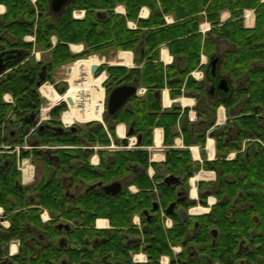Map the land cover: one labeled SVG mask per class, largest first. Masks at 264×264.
Segmentation results:
<instances>
[{
	"label": "trees",
	"instance_id": "obj_1",
	"mask_svg": "<svg viewBox=\"0 0 264 264\" xmlns=\"http://www.w3.org/2000/svg\"><path fill=\"white\" fill-rule=\"evenodd\" d=\"M50 0H0L6 5V12L0 15V51L9 48L21 50L20 60L10 65L8 72L0 76V145L22 144L27 119L38 113L42 98L37 81L41 74L46 80L55 81L57 69L65 63L88 58L94 54L103 55L109 50H132L146 62L141 67L127 68L101 64L96 75L106 71V96L113 87L131 83L148 87L144 96H133L128 105L116 114L107 111L104 122L89 121L84 126L63 132L47 129L36 133L39 145H73L57 148V161L44 164V174L31 186H20L21 172L17 168L16 153L11 148L0 147V205L10 225L0 223V245L12 239H20L23 253L16 255L22 264H58L64 256L70 261L81 258L77 249H62L56 243L61 234L60 217L77 226L71 230V238L83 243L88 233L95 234L97 218H107L111 232L108 250L124 252V234L137 235L133 228V216L141 217L144 231L142 241L130 249L143 251L151 264H158L161 255H169L171 264H242L239 254L242 240L250 244L249 257L255 264H264V1L262 0H72L61 14L50 11ZM123 3L126 14L116 13L114 8ZM142 6H148L151 14L147 19L138 18ZM75 9L85 10L81 19L73 17ZM229 10L228 21H219L220 12ZM244 9H254L256 20L253 28L244 27ZM173 14L177 21L165 25L164 15ZM204 16L212 22V28L204 36L198 32ZM129 20L137 22V28H129ZM33 36L34 40H26ZM53 36L57 41L53 42ZM225 41L229 48L224 52L223 71L234 84L242 81L233 96L225 101L233 106L242 100V106L227 124L214 128L210 134L216 139V158L207 160L203 151V162L192 159L189 149L167 151L162 164H154L156 172L148 175L149 153L145 149H131L114 152L110 158H102L94 167L89 158L96 143L109 144L108 131L114 134V126L124 122L133 124L134 135L141 136V145L152 144V129L155 125L165 130L164 142L172 144L173 128L180 115V108L173 106L162 109L160 97L156 95L165 83L172 89V95L179 94L185 77L200 62L202 52L211 55L217 52L218 43ZM69 43H83L84 49L73 54ZM166 43L175 56H183V68L175 77L176 66L164 67L159 61V46ZM35 51L49 52L50 58L37 60ZM217 56V55H214ZM43 66L46 69L43 71ZM65 87V86H64ZM185 91H197L201 83L191 75L185 82ZM180 89V88H179ZM62 92V91H59ZM10 93L14 103H7L4 95ZM224 102L219 100L216 104ZM62 103L52 109L54 117L66 109ZM107 109V101H106ZM184 115V114H183ZM212 118V117H211ZM62 127L60 120L50 123ZM214 125L210 119L207 128ZM190 130L198 135L202 146L206 141L205 127L189 124ZM186 128H184L185 130ZM119 141V140H117ZM245 146L243 151H240ZM33 149L34 157L40 155ZM32 150L20 151V156H29ZM236 151L233 159L226 156ZM55 166L56 173H51ZM66 167L75 172V180L84 183L115 180L124 182V189L117 195H109L103 189H87L67 201L64 187L59 182L57 170ZM201 168L214 170L216 180L198 182L199 201L207 206V191L216 197L210 210L199 215H190L188 209L197 205L195 199L178 200L179 188L189 190V178ZM168 175L181 178V183L166 181ZM134 184L138 191L132 192L128 185ZM181 184V185H180ZM159 206L154 208V201ZM173 204L172 209L169 206ZM42 208H47L53 218L43 222ZM173 219V226L165 229L161 222V210ZM149 212L147 220L144 212ZM44 232L49 244L32 254L33 248L27 238L33 233L29 228ZM113 235H116L115 237ZM182 244L183 250L174 254L171 245ZM1 253V252H0ZM35 257L30 260L29 256ZM260 256V257H259ZM262 256V258H261ZM129 261L131 256H129ZM131 264H133L131 262Z\"/></svg>",
	"mask_w": 264,
	"mask_h": 264
},
{
	"label": "crops",
	"instance_id": "obj_2",
	"mask_svg": "<svg viewBox=\"0 0 264 264\" xmlns=\"http://www.w3.org/2000/svg\"><path fill=\"white\" fill-rule=\"evenodd\" d=\"M36 1L37 0H32L33 3H35ZM6 9L7 8H6L5 4H0V15H3L6 12ZM79 11H82V12H79ZM114 11L116 13L125 15L126 14V6L123 3L118 4L114 8ZM150 14H151V9L148 6H142L139 13H138V18L147 19V18H149ZM84 16H85V10H83V9H75L73 11V17L74 18L81 19ZM230 16H231V13L229 10H227V9L222 10L220 12L219 21L221 23L226 22L229 20ZM164 20H165V25L173 24L177 21L175 16L171 13L165 14ZM127 24H128L129 28H133V29L137 28V22L136 21L129 20L127 22ZM201 26H204V27L207 26L210 28L206 32H202ZM211 28H212V22L209 21L204 16V18L199 23V29H198V32H200L202 34V40H204V36L207 34V32H209L211 30ZM52 38H53V42L55 43L57 41V38L55 36H53ZM25 39L26 40H34V37L33 36H26ZM73 45H78V46H74L72 48ZM69 47H70V51L73 54H78L84 49V44L83 43H69ZM229 47L230 46L227 42L220 41L218 43L217 52H214L211 55H208V54L202 52L200 55V62L198 64V66L185 77L183 84L181 85V87H179L180 89L178 88V90L180 92L179 94L173 96L171 93L172 92L171 87L169 85H167L166 83L160 89L157 90L156 95L160 97L161 108L163 110L164 109H170L173 106H177L180 108V115L177 119L176 125L173 128L175 135L173 137L172 144H170V145L165 144V142H164V139H165L164 128L162 126L155 125L152 129V144L151 145H141V143H140L141 138H142L141 136L134 135V133L131 135L128 134L129 128L130 127L133 128V124L131 126H128L124 122H118L115 124L114 134H111L109 131L107 132L108 137L110 139V143L112 141H114L115 143H118V144H121V143L126 144L129 140H133V141H136L135 142L136 147L132 148V149H145V150H147L149 153V166H148L147 172H148V175L150 177H153L155 172H156L154 164L164 163L166 160L167 151L170 148H173V149H189L191 152L192 159L195 161H198L200 163L203 162V151L205 152L207 160H212V159L216 158V154H217L216 139L210 134V132L216 127L224 126L225 124H227L228 120L231 121L232 118L235 116V114L238 112V110L241 108L242 100H240L239 102H237L233 106H228L225 101H228L233 96V94L237 91L238 87H240L243 84V82L240 81L237 84H234L233 81L231 80V78L229 77L230 83L232 84V88H233L232 92H228V93L224 92L225 94H222V95H215V94L212 95V94L207 92L208 80L206 78V70H207V67L209 64V57L213 56V55H218L219 57H221L222 58V65H223V59H224L223 55H224V52ZM9 49H15V48H9ZM4 50H8V49H4ZM35 53H38L37 54L38 58L36 57L37 60H40L41 58L42 59L50 58L49 52L35 51ZM121 54H128L129 60L124 58ZM158 54H159V61L163 64L164 67L174 64L176 66V72L181 71V69L183 68V66H184L183 56H180V57L175 56L170 51V48L166 43H162L159 46ZM94 55H98L99 57L105 58L104 63H106L107 65H110V66H124L127 68H136V67H141L146 62V60L143 59V57L141 55H135L134 51H132V50H115V49H113V50H109V51L105 52L103 55H101V54H94ZM108 56H110V57H108ZM68 64H70V63L62 64L59 68L64 69V67H65V69H66V65H68ZM58 69H57V71H58ZM9 70L10 69H8V71ZM198 71H200L201 74H203L202 77H198L196 75V72H198ZM221 71L225 75H227V73H225L223 71L222 66H221ZM106 74H107V72H106ZM189 75H191V77L195 81L200 82L202 88H200L197 91H189V92L185 91L184 86H185V82L187 80V77ZM107 76H108V74H107ZM227 76H229V75H227ZM175 77H179V72L175 75ZM54 82H56V81H54ZM137 86L139 87V89L143 88V87L146 88V91L144 93H142V94L140 93V95H137V96H144L148 90V87L142 86V85H140V86L137 85ZM63 89H64V87L58 88V90L62 91V92H63ZM225 96H227V97H225ZM219 100H223L224 102H221L220 104L215 106V104ZM129 102H130V100H129ZM128 103L124 107H126L128 105ZM124 107H122V108H124ZM50 113H51V116H53L52 111ZM221 113H223V118H221ZM191 114H193V115L195 114V116H196V120L193 122H191L189 120V115H191ZM211 117L214 118V125L206 129L208 121L210 119H212ZM53 118L54 119L49 121V123H52L55 120H60V119H58V118H60V116L59 117L53 116ZM189 124H197L198 126H202L199 129L198 133H202L204 131L203 127H205V129H206V131H205L206 141H205L203 146L200 143H198V141H197L198 135H197V133H194L190 130ZM102 125L107 129V125L105 122H104V124L102 123ZM33 126H34V124L30 126L29 131L31 130V128ZM120 126H123V128H124L123 135L119 134V127ZM184 128H186V129L184 130ZM63 131H65V128H63V125H62V127H59V132H63ZM157 131H159L161 133L160 145H157V143H156L155 135H156ZM26 134L27 133H25V135ZM138 137H140V139H138ZM117 140H119V141H117ZM210 140L213 144V146H212L213 151L211 150V148L209 149V151L206 149V145L209 144ZM31 142H32V144H35V145L38 144V141L36 140V135L32 136ZM109 144L103 145V144L96 143L92 146L82 145L81 147H88V148L94 150L92 155L89 158V162L94 167H98L100 165L102 158L108 159L111 157V155L114 152L121 151V150L109 151V150H104V149H100V148H98V149L94 148V146H106ZM19 145L21 146V144L12 145V144L4 143V142L0 145V147H2V148H8V149L11 148L12 149V150L7 151V152L16 153V155H17L16 156L17 157L16 158L17 168H18V162L20 161L21 158H25V157L29 158V156H25V157L20 156V151L22 149L17 148V146H19ZM56 146H62V148L75 147L73 145H56ZM56 149H52L51 151L55 152ZM242 149L244 150L245 146ZM242 149L240 151H243ZM41 150H49V149H41ZM125 150H131V149H125ZM232 153L234 154V156H233V158H234L237 152L233 151V152H230L229 154H232ZM227 156H226V159H228ZM233 158H231V159H233ZM231 159H228V160H231ZM203 171H207L208 173H211V176L209 178H196V175L199 174L200 172H203ZM36 174H37V168H36ZM173 177H175V176H173ZM177 178L180 179L179 182L181 183V178L180 177H177ZM215 180H216V172L214 170H207V169L201 168L194 176L189 178V181H188L189 185H190L189 190H185L182 188V186H180V188H179L180 194L183 193L182 196L186 199H198V196H199L198 182H200V181L211 182V181H215ZM115 181L122 182L121 180H115ZM35 183H36V181H35ZM35 183H32V185ZM21 186H31V184L30 185H23L22 180H21ZM193 187H196V193H195V189ZM128 189L132 192L138 191L137 186L134 184L128 185ZM193 196H195V197H193ZM207 196H208L207 197V204L209 206L208 207H204L202 205L196 206L195 208H197V207L205 208V210L201 209V212H195L196 214L199 215L200 213L203 214V213L208 212L210 210L211 205L216 202L217 199L215 196L212 195L210 190L207 191ZM211 199H213V202H211ZM154 202H157V207H158L159 201L155 200ZM153 207H154V204H153ZM0 208H3V207L0 205ZM189 214L191 215L194 213L190 210ZM99 219H103L107 222L106 224H104L105 225L104 227H107V228L110 227V223H109V220L107 218H97L96 221ZM132 220H133V224H134V220H136V221L139 220L141 222V217H140V215L136 214L133 216ZM96 221H95V223H96ZM133 226H135V225H133ZM165 229H169V228H165ZM12 245H16V249H15V251H16L18 249L19 243H18V241L14 240V239L12 240L10 247H9V250L11 251V253L13 252ZM173 252H174V254L178 253L176 250H173Z\"/></svg>",
	"mask_w": 264,
	"mask_h": 264
},
{
	"label": "flooded vegetation",
	"instance_id": "obj_3",
	"mask_svg": "<svg viewBox=\"0 0 264 264\" xmlns=\"http://www.w3.org/2000/svg\"><path fill=\"white\" fill-rule=\"evenodd\" d=\"M218 62H219L218 67L216 68L214 73L212 71V67H207L208 70H206V78L208 80L207 92L210 94H212V88L213 87L215 88L217 86L218 81L222 77H226L230 82L229 76L225 75L221 71V66H222V58L221 57H219ZM230 85L232 86L231 83H230ZM63 87L64 86H62V88ZM214 94L215 95H222L225 93L222 90L215 89ZM225 97H227V96H225ZM32 114H33V116H30V118H28V119L30 121H32V120L35 121V123H32V122L27 120V122L30 124V126L37 123L38 113L34 112ZM47 124H48L47 125L48 127H46V128L42 127L43 124L39 125L38 129H34L32 134L36 135V133H39V132L42 133L43 131H45L47 129L52 130V128H54L51 126V124L49 122ZM68 129H71V128H68ZM68 129H65V131ZM38 151H39L40 155H38L37 157H43L44 161L48 160V161L53 162V163H55L57 161L56 152L51 151V150H41V149H39ZM33 157H34V155H33V150H32L29 154V158H30V161L34 164ZM53 166L54 167H51L50 171H51V173H54V172L56 173L54 168H55V166H58V165H53ZM71 169L72 168H66V167L59 168V170H57V175H56L59 182L62 184V186L65 189L64 193L67 197L68 203H69V201L73 202L76 199L77 195L83 193L87 189H90V188H92V189H103V186L108 184V183H102V181H95V182L90 183V184L84 183L83 181H76L75 180V178H76L75 172ZM121 184H122L121 191H123L124 182H121ZM20 185H21V183H20ZM195 189H196V187H195ZM182 195H183V193L180 194V190H179L178 200H185L186 199ZM70 204L71 203H69V207H71ZM197 208H199V207H197ZM197 208H194L193 212H198L196 210ZM45 209L48 211L49 215L51 216L49 219V220H51L53 218L51 212L47 208H45ZM42 210H43V208H42ZM41 212L39 214L40 218H41ZM147 212H148V210H147ZM3 214H4L3 220L8 221L6 219V214L4 212V209H3ZM148 215H149V212H148ZM145 217H146V215H145ZM59 219H60L59 224H60V226L61 225L62 226L59 227V224L57 226V227H59L61 234L56 238V243L62 249H67V250L77 249V250H79L80 254H81V258L77 261H70V259L66 255L60 260V262L58 264H131V262L133 264H151L147 254H146V256H147L146 262L136 263L135 261H133V255L135 253H138L139 251L133 252L132 249H130V247L135 245L137 242L139 243L140 240L142 241V238H140L139 236H135V235H131V234H124V238H125L124 243L126 244L127 249H125L124 252H117V251H115L117 246H115L113 250H108L106 248L107 245L112 243V241H110V238H112L111 237L112 234H111V232L107 231V229H109L110 227L109 228H107V227L100 228L97 231H95L96 232L95 234L88 233L86 236L83 237V243H81L78 241V239H72L70 237L71 236L70 235L71 230L73 229V227L77 226V224L73 223L72 221H70V223H67L69 220H67L66 218H63V217H60ZM99 221H100V223H99ZM97 222H98V225H104L107 223L103 219H99ZM0 223H1V221H0ZM66 224H69L70 227H65L64 225H66ZM2 225L5 226L4 224H2ZM9 225H10V223H9ZM141 225H142L141 230H139L135 226H133V228L135 230L141 231V233L144 234V231H145L144 226L142 223H141ZM5 227H8V226H5ZM94 228L97 229L95 226H94ZM29 230L33 233L32 236L27 238L28 245H30L33 248L32 254L35 252L37 253L40 248L45 247L46 245L49 244V242H50L49 238L44 232H42L41 230H38L36 228H32V227H30ZM113 236L115 237L116 235H113ZM12 240H10L8 243L0 245V252H1L0 253V264H22L23 263V260L21 263V258H19V260L16 259V257H17L16 255H18V254L20 255L21 253H23V250L21 249V241H20V239H14V240L18 241L19 246H18V249L15 251L16 245H12L13 252L11 253V251L9 250V247H10ZM181 247L178 250V253L183 250L182 244H181ZM239 248H240L239 254L243 255V258L241 260L242 264H255L254 261L251 260L249 257L250 253L252 252V249L250 248V244L247 241L242 240L241 243L239 244ZM129 256H131L132 261H129ZM34 257H35L34 255H30L29 259L32 260ZM261 258H262V256H261ZM169 264H171V262ZM208 264H220V263H218L216 261L211 262L208 260Z\"/></svg>",
	"mask_w": 264,
	"mask_h": 264
},
{
	"label": "built area",
	"instance_id": "obj_4",
	"mask_svg": "<svg viewBox=\"0 0 264 264\" xmlns=\"http://www.w3.org/2000/svg\"><path fill=\"white\" fill-rule=\"evenodd\" d=\"M264 1V0H262ZM79 12H82V11H79ZM243 23H244V26L246 28H252L255 26V20H256V15H255V10L254 9H244V12H243ZM210 27H204V26H201V31L202 32H206L207 30H209ZM38 53H35L36 57L38 58L37 56ZM80 60V59H79ZM77 61V60H76ZM103 62H101V64H103ZM70 67V66H69ZM68 67V69H69ZM67 73H68V70H67ZM102 73H106V71H102L101 73L99 74H94L95 76H100ZM196 75L198 77H202L203 74H201L200 71L196 72ZM108 76L106 74V78L103 82V88H104V97L102 100H100L101 102V106H102V117L103 119L102 120H90V121H98V122H101L104 124V114L106 112V101H107V96H105L106 94V87H105V81L107 80ZM66 81V80H65ZM68 81V80H67ZM69 83V82H68ZM56 85H57V82H52L50 80H44L40 83V85L38 86V92H39V95L40 97L42 98V103L40 105V108L38 110V116H37V123L34 124V126L31 128V130L29 131V133H27L25 136H24V142L21 144V146H17V148H21V149H24V150H32L34 148H39V149H49V150H52V149H56V148H60L62 146H56V145H39V144H32L31 142V138L33 136V130L34 129H38V126L41 125V124H44V123H47L51 120H53V116H51V111L54 107L62 104V103H65L66 104V109L62 110L60 112V121L62 122V125H63V128L65 129H68V128H71L72 126L75 125L76 122H72V123H66L64 122V120L62 119V116H63V113L69 109V106L71 104L68 103L67 99H63L61 98V96H59V98L55 99L53 98L51 95L56 93V94H60L59 91L57 90L56 88ZM70 86V84H69ZM65 90H63V94H60V95H64V93L68 90V88H65ZM67 89V90H66ZM146 91V88L143 87V88H140L139 89V92L142 94ZM4 100L7 102V103H11L13 104L14 103V99L12 97V95L10 93H6L4 95ZM74 102V101H73ZM189 120L191 122L195 121L196 120V116L195 114H191L189 115ZM89 122V121H87ZM86 123V122H85ZM136 141H133V140H129L126 144H118V143H115L114 141H112L109 145H106V146H94L95 149H104V150H109V151H112V150H125V149H132V148H135V143ZM64 147V146H63ZM206 149L209 151L210 149V146L209 144L206 145ZM243 150V149H242ZM234 154H229L227 156L228 159H231L233 158ZM18 169L20 170L21 172V180H22V184L23 185H30L32 183L35 182L36 180V167L35 165L30 161V159L28 157H25V158H21L20 161L18 162ZM203 172H207V171H203ZM194 210V208H193ZM195 213V212H193ZM3 209L0 208V221L2 224H4L5 226H9V222L8 221H5L3 220ZM41 218L43 221H47L50 219V216H49V213L46 209H43L42 212H41ZM161 218H162V225L164 228H171L173 226V220L172 218L163 210H161ZM98 221V220H97ZM96 221V227L98 228H103L105 225H98V222ZM134 225L135 227H137L139 230L142 229V225H141V222L139 220H134ZM173 250H176L178 252V250L180 249V247H172ZM133 261H135L136 263H141V262H146L147 261V256L146 254H144L142 251L138 252V253H135L133 255ZM170 263V257L168 255H161L160 259H159V264H169Z\"/></svg>",
	"mask_w": 264,
	"mask_h": 264
},
{
	"label": "bare ground",
	"instance_id": "obj_5",
	"mask_svg": "<svg viewBox=\"0 0 264 264\" xmlns=\"http://www.w3.org/2000/svg\"><path fill=\"white\" fill-rule=\"evenodd\" d=\"M74 46L78 45H73L72 48ZM121 55L127 60H129L128 54ZM103 61H105V58L102 57L101 59V57L94 55L89 57L88 59L86 58L77 60L76 62L70 65L68 69V82L70 84L68 90L64 93V95L56 93L51 95L55 99L59 98V96H61V98L63 99L71 97L74 101V104L70 105L69 109L63 113L62 119L64 120V122H87L90 120L103 119L102 106L100 100H102L104 97V88L102 84L106 78V73H102L100 76H95L91 72V66L93 64H99ZM221 118H223V113H221ZM123 133L124 128L123 126H120L119 134L123 135ZM155 137L157 145H160L161 133L157 131ZM209 145L212 150L213 144L211 140L209 141ZM210 176L211 173L200 172L196 175V178H209ZM193 188L195 189V187ZM212 201L213 199H211V202ZM199 208L196 209L198 212H201V209L205 210V208L203 207Z\"/></svg>",
	"mask_w": 264,
	"mask_h": 264
},
{
	"label": "water",
	"instance_id": "obj_6",
	"mask_svg": "<svg viewBox=\"0 0 264 264\" xmlns=\"http://www.w3.org/2000/svg\"><path fill=\"white\" fill-rule=\"evenodd\" d=\"M72 0H50L49 2V7H50V11L54 12L55 14H61L65 7L71 2ZM22 56V52L21 50L18 49H8V50H2L0 51V76H2L3 74H5L8 71V68L10 65H14L16 64L20 58ZM219 61V57L218 56H210L209 57V64L208 67H212V71L213 73L215 72L216 68L218 67V62ZM101 63L99 64H93L91 66V72L92 74H96L99 67H100ZM46 69L45 66H43V71ZM208 70V69H207ZM46 79L45 75L41 74L39 76V79L37 81V86L40 85V83L42 81H44ZM215 89L218 90H222L225 93L228 92H232V86L230 85L229 80L226 77H222L219 81L217 86L214 88H212V94H214ZM65 90V89H63ZM140 95L139 92V87L136 84H131V83H124V84H120L117 85L115 87L112 88V90L110 91L108 98H107V109L106 111L111 114L114 115L116 114L122 107H124L129 100L133 97V96H137ZM67 101L69 104L73 105V99L71 97L67 98ZM31 116H33V114H31ZM28 121H30L29 119H27ZM32 123H35V121H30ZM47 123L43 124V128L48 127ZM72 129H75V126L71 127ZM30 129V126H27L25 128V133H28ZM52 130H57V132H59V128H52ZM134 133V130L132 127L129 128L128 134L131 135ZM138 139H140V137H138ZM125 141V140H124ZM179 178L177 177H173L172 175H168L166 178V181L176 184L179 182ZM21 186V185H20ZM104 191L109 194V195H117L121 189H122V184L119 181H114L111 182L107 185L103 186ZM154 207H157V202H154ZM173 204L169 206V209H172ZM169 209L166 211L167 213L170 212ZM144 214L147 217V220L150 219L148 212L145 211ZM78 223V222H75ZM62 226V225H61ZM59 224V227H61ZM65 227H70L69 224L64 225ZM148 226L146 225L144 227V230L147 231Z\"/></svg>",
	"mask_w": 264,
	"mask_h": 264
},
{
	"label": "rangeland",
	"instance_id": "obj_7",
	"mask_svg": "<svg viewBox=\"0 0 264 264\" xmlns=\"http://www.w3.org/2000/svg\"><path fill=\"white\" fill-rule=\"evenodd\" d=\"M92 56H94V55H92ZM98 56V55H97ZM91 57V56H90ZM108 57H110V56H108ZM89 58V57H88ZM87 58V59H88ZM102 58V57H101ZM86 59V58H85ZM76 62V61H75ZM74 62H72V63H70V64H68V65H66V69H65V67H64V69H61V68H59L58 69V71L55 73V76H54V78H55V81L57 82V86H56V88H57V90H58V88L59 87H62V86H65V88H69V83H68V78H69V76H68V73H67V70H68V67L71 65V64H73ZM66 80V81H65ZM67 90V89H66ZM59 91V90H58ZM60 94H63L62 92H59ZM105 96H106V94H105ZM87 123V122H86ZM85 122H77V123H75V125H80V126H84L85 124H86ZM33 159H34V164H35V167L37 168V174H36V182L41 178V176L44 174V164H45V161H44V159H43V157H33ZM35 183V182H34ZM32 185V184H31ZM195 200H197V201H199V196H198V199H195ZM196 206H201V204H200V201L198 202V204L197 205H195V206H193V208H195ZM209 205H207V206H204V207H208ZM192 208V207H191ZM191 208H189L188 209V213H189V211L191 210L192 212H193V208L191 209ZM43 209H45V208H43ZM201 214V213H200ZM191 215H198V214H196V213H194V214H191ZM50 216V215H49ZM51 217V216H50ZM100 218H102V217H100ZM47 221H49V220H47ZM47 221H43V222H47ZM161 222H162V218H161ZM95 227H96V225H95ZM97 228V227H96ZM97 229H100V228H97ZM135 236H139L140 238H144V235H143V233H141V231H139V234H137V235H135ZM172 247H181V244H177V245H171V249H172ZM182 248V247H181ZM172 251H173V249H172ZM180 253V252H179ZM176 254H178V253H176Z\"/></svg>",
	"mask_w": 264,
	"mask_h": 264
}]
</instances>
